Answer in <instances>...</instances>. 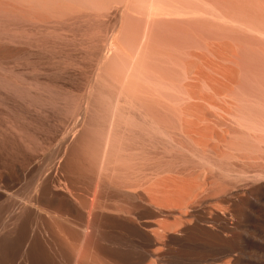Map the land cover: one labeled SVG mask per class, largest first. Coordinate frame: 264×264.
I'll list each match as a JSON object with an SVG mask.
<instances>
[{
	"label": "rangeland",
	"instance_id": "rangeland-1",
	"mask_svg": "<svg viewBox=\"0 0 264 264\" xmlns=\"http://www.w3.org/2000/svg\"><path fill=\"white\" fill-rule=\"evenodd\" d=\"M129 68L137 75L130 92L161 130L139 119L134 134L123 135L132 125L126 109L122 138L129 142L122 147L133 158L122 159L125 169L110 189L122 196L127 217L156 227L165 220L176 237L172 249L202 254L220 242L205 218L264 231V200L247 211L231 202L237 194L247 206L252 180L264 182V0H0V177L12 186L0 205H31L56 164L71 156L79 164L77 155L103 130L106 99L123 87ZM65 137L72 150H64ZM36 162L42 170L34 182L14 181L15 166ZM164 176L185 180L179 201L166 209L149 202L158 192L144 189ZM104 226V250L122 249L131 259L139 240L130 226L111 218ZM184 226L196 228L180 241ZM225 253L210 264L227 263Z\"/></svg>",
	"mask_w": 264,
	"mask_h": 264
},
{
	"label": "bare ground",
	"instance_id": "bare-ground-1",
	"mask_svg": "<svg viewBox=\"0 0 264 264\" xmlns=\"http://www.w3.org/2000/svg\"><path fill=\"white\" fill-rule=\"evenodd\" d=\"M184 12L180 14L188 18L189 12L186 10ZM161 17L164 16L161 15ZM77 44L80 45V43ZM127 71L123 87L121 83L106 99L107 114L99 138L96 139L92 148L87 146L83 149L82 157L79 158L77 155L79 164L77 166L71 164L72 156L56 164L46 176L41 178L42 181L36 189L31 205L20 207L12 202L0 205V264H153L148 262L150 258L155 259L157 264H210L211 261L222 260L217 257V254L221 252H226L224 255H227L229 259L225 264H264V231L260 228L228 227L226 221L218 225L216 221L205 218L204 221L209 223V226L211 224L216 226L208 228L220 242L212 245L214 252L202 254L197 251L190 252L182 246L172 249L171 240L176 237L171 233L173 227L165 220L158 222L159 227H156L155 221L142 220L139 215L137 218L127 217V212L122 208V196L112 194L110 189L112 177L116 174L122 175L125 169L122 159L125 156L133 158L132 150L129 147L128 150L126 146L122 147L123 141L127 144L129 142L126 140L128 138L125 137V140L122 138L125 115L128 112L126 109L129 108L127 118L132 125L125 126L128 130L125 129L123 135L134 134V127L137 125L135 121L139 119L143 120L145 126L157 131L161 130L155 119L144 111L147 110L146 106L140 105L130 92L137 77L135 69L129 68ZM88 93L87 102L91 99L93 89ZM74 146L79 147L77 144ZM72 147L73 142L66 138L63 142L64 150H72ZM79 148L82 150L83 147ZM15 168H17L13 171L15 182L24 180L34 182L42 170V165L36 162L19 168L15 166ZM261 180V177H255L250 183V188L246 190L247 206L243 204V197L235 195L231 202L237 210L247 211L248 207L262 205L264 182ZM125 182L121 179L116 184L122 188ZM48 184L51 185L49 188ZM133 186L135 189L143 187L142 184ZM184 186L185 180L164 176L144 189L149 193L158 192L157 196H149V202L152 205L158 203L161 208L166 209L172 202L179 201V192ZM11 187L10 184L3 186L0 177V202L7 197L6 190ZM136 199L146 200L142 194H139ZM14 209L18 211L8 218L3 215ZM162 213L165 212L162 211ZM108 218L122 224L126 223L137 235L139 242L136 250L131 252L133 255L131 259L122 258V249L112 252L104 250L101 235L102 227H105V219ZM12 220L14 223L7 227L8 221ZM176 223L186 224L181 218H177ZM196 225L199 223L197 222ZM179 228V239L185 241L189 231L196 227ZM62 235H64L63 243L58 242ZM4 240L10 243L2 249Z\"/></svg>",
	"mask_w": 264,
	"mask_h": 264
},
{
	"label": "crops",
	"instance_id": "crops-1",
	"mask_svg": "<svg viewBox=\"0 0 264 264\" xmlns=\"http://www.w3.org/2000/svg\"><path fill=\"white\" fill-rule=\"evenodd\" d=\"M187 11H188V6H187ZM189 12V11H188ZM200 14H203V13H200ZM203 16V15H202ZM216 17L215 18V20H218V19H220L221 17H220V15H219V17L217 16V13H216V11L215 12H212L211 13V17ZM213 17V18H214ZM218 18V19H217ZM232 22H234V23H236L235 21H232ZM236 25H237V27L239 28V29H243V28H245V29H248L249 31H251V30H253L252 32H258L257 30H255V29H253L252 27H249L247 24H240V23H236ZM242 25V26H241Z\"/></svg>",
	"mask_w": 264,
	"mask_h": 264
}]
</instances>
